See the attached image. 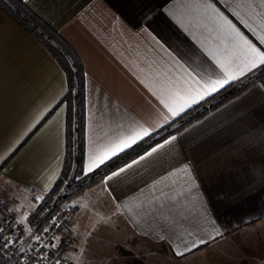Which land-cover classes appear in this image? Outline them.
Listing matches in <instances>:
<instances>
[{"label": "crops", "instance_id": "0c3cea01", "mask_svg": "<svg viewBox=\"0 0 264 264\" xmlns=\"http://www.w3.org/2000/svg\"><path fill=\"white\" fill-rule=\"evenodd\" d=\"M24 2L81 62L84 175L257 70L173 117L162 101L171 102L174 88L223 75L210 55L217 42L195 12L182 7L184 0ZM226 4L216 6L223 11ZM238 26L264 50L255 24V31ZM66 93L57 61L0 9V202L25 235L31 231L27 218L61 174L65 106L59 102ZM142 127L149 136L88 170L94 156ZM172 136L177 139L171 144L139 160ZM153 147L73 202L71 247L87 251L90 244L100 245L102 235L88 231L87 224L112 220L120 227L106 240L115 250L117 242L134 236L165 245L187 264H264V78ZM134 160L139 163L127 168Z\"/></svg>", "mask_w": 264, "mask_h": 264}, {"label": "trees", "instance_id": "16d2710c", "mask_svg": "<svg viewBox=\"0 0 264 264\" xmlns=\"http://www.w3.org/2000/svg\"><path fill=\"white\" fill-rule=\"evenodd\" d=\"M0 9L33 36L57 61L65 73L67 93L59 104L65 106V155L61 174L51 190L27 218L32 233L41 235L50 222L58 218L59 211L99 184L105 176L147 152L170 135L181 130L209 112L222 106L252 84L264 78V68L257 69L244 79L234 82L220 92L197 104L174 122L154 132L146 139L119 154L88 175L83 173L85 156L84 138V72L74 50L40 19L24 0H0ZM76 208L73 205V214ZM61 240V245L67 243ZM61 257H48V262Z\"/></svg>", "mask_w": 264, "mask_h": 264}, {"label": "snow or ice", "instance_id": "6c2138e0", "mask_svg": "<svg viewBox=\"0 0 264 264\" xmlns=\"http://www.w3.org/2000/svg\"><path fill=\"white\" fill-rule=\"evenodd\" d=\"M221 2L222 0H216L215 3L213 0H184L182 4V7L195 12L200 26L217 42L215 51L210 55L215 59L223 75L214 79L209 77L203 83L197 81L196 87L188 85L187 87L174 88L169 95L171 102L162 101L173 117L178 116L185 108L204 99L205 96L224 88L225 85L243 76L246 72L264 68V50L257 47L238 26L242 25L244 28L255 31L253 28V24H255L262 33L259 36V42L264 44V0H227L223 11L216 6ZM149 135L148 128L142 127L139 131L118 139L109 145L102 154L92 158L88 170L92 171L93 165L99 167L118 152L124 151ZM176 139V136H172L170 140H165L163 144L153 147L139 160H145L159 148L171 144ZM139 160H134L126 167L131 168L134 164L139 163ZM124 171L126 168H121L118 172H113L108 179L111 180ZM204 243L206 241H200V244ZM3 247H7V243ZM196 247L198 245L194 244L192 248H186L185 252H191ZM185 252H177L176 255L183 256Z\"/></svg>", "mask_w": 264, "mask_h": 264}, {"label": "rangeland", "instance_id": "374dc122", "mask_svg": "<svg viewBox=\"0 0 264 264\" xmlns=\"http://www.w3.org/2000/svg\"><path fill=\"white\" fill-rule=\"evenodd\" d=\"M69 221L67 222V229L61 227L59 230L55 238L54 249L49 252L48 257L54 258L61 255L70 259L74 264H187L186 261L176 260L165 245L151 244L134 236L126 238L124 243L118 244L117 242L116 250L113 244L108 247L109 242L107 240L112 238L110 232L114 226L120 227L117 222L113 224L115 221L112 220L93 219L89 221L87 230L100 233L102 238H100L99 244H101L96 246L90 244L88 246L92 248L87 251L74 250L68 242V244L61 245L63 238H69ZM29 232L24 234L25 238L28 239L27 242L33 237L32 230ZM120 245L122 246L120 247Z\"/></svg>", "mask_w": 264, "mask_h": 264}, {"label": "built area", "instance_id": "2783aa9c", "mask_svg": "<svg viewBox=\"0 0 264 264\" xmlns=\"http://www.w3.org/2000/svg\"><path fill=\"white\" fill-rule=\"evenodd\" d=\"M73 216V205H66L58 218L50 222L41 235L27 238L17 224L12 211L0 202V264H50L48 254L54 249L55 238ZM7 243V247H3ZM53 264H74L66 257L57 258Z\"/></svg>", "mask_w": 264, "mask_h": 264}]
</instances>
